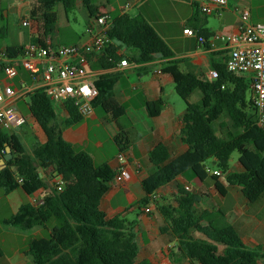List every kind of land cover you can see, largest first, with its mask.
I'll use <instances>...</instances> for the list:
<instances>
[{
  "label": "trees",
  "instance_id": "trees-1",
  "mask_svg": "<svg viewBox=\"0 0 264 264\" xmlns=\"http://www.w3.org/2000/svg\"><path fill=\"white\" fill-rule=\"evenodd\" d=\"M59 4L70 14L76 0H35L30 18L38 24V34L32 37L33 45H48V38L57 30ZM5 12L7 8L0 0V20H5ZM199 36L208 39L203 31H199ZM109 37L119 48L131 52V60L136 64L150 63L156 56L174 57L167 43L141 16H114ZM25 48L9 46L5 51L9 57L17 58L23 55ZM117 51L118 47L111 45L92 63V69L115 68L123 60ZM212 68L218 72L214 81L184 73L176 62H171L165 70L174 76L176 92L186 104L182 140L189 150L172 158L168 147L160 143L150 152L149 161L156 169L142 181L145 197L139 206L149 205L160 188L189 171L206 179L209 161H214L217 169L228 174L229 184L242 188L250 203L264 196V130L257 125L258 116L248 81L229 72L226 60L213 62ZM21 76L27 82L31 80L24 70L20 71ZM16 82L20 83V79ZM116 82L117 78L112 76H101L95 81L99 96L93 106L113 120H121L126 109L115 98ZM196 91L202 93L200 104L190 102ZM28 96L29 112L44 130L47 142L36 145L29 154L19 135L0 130V163L5 159L7 147L13 154L5 168L0 164V189L7 194L17 189L28 195L41 189H48L49 193L43 204L22 205L4 224L30 230L46 226L52 219L57 221L48 238L31 241L27 254L35 264H140L135 240L137 223L124 216L108 219L101 209L104 190L98 174L112 179L115 173L107 165L96 167L89 154L76 151L64 140L62 129L55 124V106L44 88H37ZM66 105L71 115L70 124L81 122L83 117L77 107L73 103ZM164 106L163 99L148 102L149 116L158 117ZM226 114L232 126L226 138H221L214 125ZM224 127L226 125L221 124V129ZM236 152L240 154L244 171L230 173V161ZM40 170L51 180L61 179L62 191L55 184L49 187ZM213 177L218 181V177ZM199 202L198 195L180 187L176 207L164 203L158 206L168 223V229L162 232L171 230L179 238L180 251L191 264H264V253L246 246L221 213L204 212L199 216L195 211Z\"/></svg>",
  "mask_w": 264,
  "mask_h": 264
},
{
  "label": "crops",
  "instance_id": "crops-1",
  "mask_svg": "<svg viewBox=\"0 0 264 264\" xmlns=\"http://www.w3.org/2000/svg\"><path fill=\"white\" fill-rule=\"evenodd\" d=\"M9 1H13V4L5 12L7 21L14 14L20 15L23 19L22 25L24 21L29 22L30 33L27 36L16 31L10 33V27H7L0 38L1 51H5L9 46L27 47L32 44V37L38 34V24L30 18L35 0ZM228 1V9L220 15H204L200 10L199 0H138L134 8L125 12L123 9L127 0H76V7L70 13L73 17L66 13L62 4L56 7L57 30L48 38V44H90L92 39L88 30L93 20L100 15L141 16L167 43L174 55L170 59L156 56L150 63L136 64L131 60V52L119 48L118 44L114 43V46L118 47V56L126 59L129 66L121 67L118 63L115 68L94 70V80L101 76L117 78L114 95L126 109V115L121 120H113L104 113L98 114L95 109L92 115L83 117L81 122L70 124L71 115L67 105H54L55 124L62 129L64 140L76 151L89 154L96 167L107 165L116 176L120 166L119 154L123 152L127 157L128 168L133 175L130 183L121 184L115 177L107 179L98 174L104 190L101 209L108 219L124 216L128 221L137 223L135 240L139 246L137 262L140 264H191L180 251L179 238L171 230L162 232L168 229V223L158 210V206L163 203L176 207L180 187L189 188L188 192L200 197V202L195 206L199 216L204 212L221 213L223 219L237 230L246 246L260 249L264 253V196L259 201L250 203L243 195L242 188L229 184L228 174L222 173L216 167L215 171L221 172L218 181L208 172V166L206 172L209 176L204 180L189 171L156 192V203L149 204L152 207L151 213H145L147 206L138 205L145 197L142 181L156 169L149 161L150 152L160 143L168 147L172 158L179 157L189 150L182 140L186 104L176 92L174 76L165 70L171 62H176L182 72L208 78L209 73L214 70L213 62H225L228 53L222 43H217V47L211 49L197 37L186 36L184 30L190 28L198 33L203 31L208 39L216 33H236L241 21V10L244 9L240 6L245 1ZM250 13L252 23H264L263 18ZM81 19L85 22L84 27L77 26ZM82 29L83 32L80 31ZM19 79L24 80L22 76ZM5 82L0 71V85ZM13 82L17 83L16 80ZM26 83L31 92L42 87L40 83L31 80ZM198 92L200 91L191 96V103H201V92V96L193 101ZM28 94L15 105L26 118L27 122L23 126H28L29 138L23 137V126L9 133L19 135L28 153L32 154L36 145L47 142V136L34 117L31 114L25 115L20 107L24 103L29 112L26 102L29 99ZM159 99L165 100L164 109L158 117L152 118L148 114L147 103ZM9 104L10 102H7L5 106ZM212 163L215 165L214 161ZM230 167V173L244 171L240 159L234 166L231 159ZM40 173L47 185L53 187L55 179L51 180L44 170H40ZM48 193V189H41L33 195H28L22 189H17L7 194L1 189L0 264H35L27 254L31 241L44 238V232L48 231L50 234L55 225L50 228L46 225L24 230L6 225L4 221L16 215L24 204H40ZM194 236L200 238L198 234Z\"/></svg>",
  "mask_w": 264,
  "mask_h": 264
},
{
  "label": "built area",
  "instance_id": "built-area-1",
  "mask_svg": "<svg viewBox=\"0 0 264 264\" xmlns=\"http://www.w3.org/2000/svg\"><path fill=\"white\" fill-rule=\"evenodd\" d=\"M137 4L138 0H127L124 12ZM199 6L204 15H220L228 9L229 1L199 0ZM240 19L239 29L234 34L216 33L205 39L190 28L185 29L184 34L188 37H197L202 44H208L211 49L216 48L217 43L224 45L228 53L227 69L247 79L258 116L257 125L264 130V23H252L248 9L241 10ZM113 23V15L97 16L88 30L92 41L83 46L49 43L46 47H41L31 44L25 48L23 55L17 58H11L6 51L0 50V71L6 81L0 85V130L9 132L27 122L15 105L31 92L25 80H20V83L13 82L20 77L21 70L29 74L31 81L42 85L40 88L45 89L47 97L54 105L73 103L82 117L92 115L95 110L93 102L98 98L99 91L95 87V73L91 65L114 45L109 37ZM23 26L28 27L29 22L24 21ZM120 66L128 67L129 62L123 59ZM217 78L218 72L212 70L208 79L214 81ZM7 102L10 104L5 106ZM118 161L120 166L115 180L121 184L130 183L133 175L123 152L119 154ZM208 172L216 177L221 176L219 171L208 169ZM54 184L62 191L64 183L61 179H56ZM156 201L154 196L152 202ZM41 204L43 201L38 205ZM151 211L152 207L147 205L145 213L149 214Z\"/></svg>",
  "mask_w": 264,
  "mask_h": 264
},
{
  "label": "rangeland",
  "instance_id": "rangeland-1",
  "mask_svg": "<svg viewBox=\"0 0 264 264\" xmlns=\"http://www.w3.org/2000/svg\"><path fill=\"white\" fill-rule=\"evenodd\" d=\"M30 1V0H27ZM245 2L242 4V6H240L241 8L244 9H248L250 12H252V14L256 17L259 18H263L264 19V0H244ZM3 4L7 9H10V6L13 4V1H9V0H3ZM14 7L16 5H13ZM71 17H73L72 14H70ZM20 15H16L14 14L13 16H11L9 18V20L7 21V19L5 18V20H0V38L2 36L3 30H7V27H10V33L16 31L18 34H22L25 36H27L30 33V29L28 27H25L22 25V18H20ZM77 26H81L84 27L85 26V22L81 19L79 24ZM84 29L80 30L81 32H83ZM11 37V35H10ZM201 93L198 92V94L193 98V101H196V97H200ZM29 99L26 101L27 103H29ZM199 102V100H198ZM20 107L22 108V111L25 115H29L30 113L28 112V109L26 108L25 104L22 103L20 105ZM98 114H103V112L101 110H97ZM221 124L222 125H226V127H224V129H221ZM232 126V121L230 120L229 116L226 114L224 115L221 120L219 122H217L214 125V128L216 130V132L218 133V135L221 138H226L227 136V131L229 128H231ZM21 132L24 138H29L30 135V130L28 129V126H23V128H21ZM240 159V154L238 152L234 153L232 156V165L234 166L236 163L239 162ZM207 166L209 167V169H211L212 171H215V166L213 165L212 161H209L207 163ZM1 191V189H0ZM48 227H52L54 225H57V221L52 219L48 224ZM50 236V234L48 233V231L44 232L43 237L44 238H48Z\"/></svg>",
  "mask_w": 264,
  "mask_h": 264
},
{
  "label": "water",
  "instance_id": "water-1",
  "mask_svg": "<svg viewBox=\"0 0 264 264\" xmlns=\"http://www.w3.org/2000/svg\"><path fill=\"white\" fill-rule=\"evenodd\" d=\"M6 152H7V154L5 156V159L1 162L2 169L5 168L6 163L9 162L13 158V154L11 152L10 147H7Z\"/></svg>",
  "mask_w": 264,
  "mask_h": 264
}]
</instances>
